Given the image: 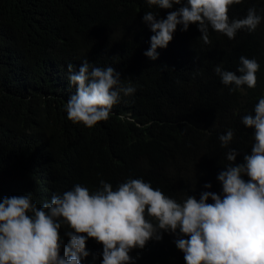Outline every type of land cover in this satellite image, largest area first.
<instances>
[{"label": "trees", "instance_id": "obj_1", "mask_svg": "<svg viewBox=\"0 0 264 264\" xmlns=\"http://www.w3.org/2000/svg\"><path fill=\"white\" fill-rule=\"evenodd\" d=\"M178 7L159 9L146 0H0V199L31 195L39 207L76 184L95 192L104 180L116 190L136 178L177 202L222 192L217 176L231 163L227 152L236 149L240 163L254 143L242 117L254 115L264 98V0L228 9L230 20L255 9L261 22L254 31L229 39L209 27L211 44H205L196 24L187 31L177 25L167 47L157 48L158 58L149 59L144 53L154 33L144 13L166 18ZM241 56L259 64L255 88L224 85L215 72L217 66L236 72ZM84 59L112 66L121 86L135 88L120 93L109 118L90 128L70 121L65 110L76 90L67 65L78 72ZM228 130L233 141L226 148L219 136ZM69 230L59 229L61 255ZM176 238L162 232V239L132 249L130 264H185ZM86 250L81 264H101L102 244L88 238Z\"/></svg>", "mask_w": 264, "mask_h": 264}, {"label": "clouds", "instance_id": "obj_2", "mask_svg": "<svg viewBox=\"0 0 264 264\" xmlns=\"http://www.w3.org/2000/svg\"><path fill=\"white\" fill-rule=\"evenodd\" d=\"M241 2L146 0L159 9L180 7L166 18H157L152 11L144 13L143 22L154 33L144 55L156 60L157 48L167 47L177 25L187 31L190 24H196L205 44H211L209 27L229 39L242 29L254 31L261 16L253 8L243 18L229 19V6ZM239 59L236 72L221 66L215 72L224 85L255 88L259 64L244 56ZM73 69L69 63L68 79L76 90L65 108L73 123L93 127L109 118L120 93L135 92L131 85H120V73L112 66H92L84 59L78 72ZM241 122L254 130V143L240 163L236 162L238 151L229 149L226 158L231 163L217 176L220 194L204 191L199 199L188 195L177 202L136 178L127 179L116 190L104 180L95 192L76 184L62 195L53 194L39 207L31 195L0 199V264H81V258L89 255L88 238L102 244L101 264H130L129 252L143 249L151 239H162V232L177 236L174 243L184 253L185 264H264V98L255 105L254 115L243 116ZM219 140L227 148L233 131L220 135ZM209 198L212 203L207 202ZM62 225L70 230L65 231L69 243L61 255Z\"/></svg>", "mask_w": 264, "mask_h": 264}]
</instances>
